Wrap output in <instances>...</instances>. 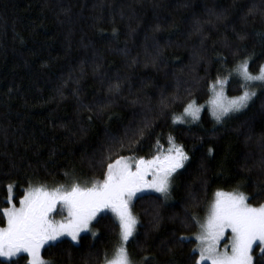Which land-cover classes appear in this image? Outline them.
<instances>
[{"label": "trees", "instance_id": "16d2710c", "mask_svg": "<svg viewBox=\"0 0 264 264\" xmlns=\"http://www.w3.org/2000/svg\"><path fill=\"white\" fill-rule=\"evenodd\" d=\"M245 61L253 75L264 64V0H0V209L10 186L17 206L31 187L91 185L109 163L153 158L172 140L188 160L167 200L134 199L126 250L133 264H196L192 217L204 218L216 192L264 202V87L220 122L206 107L218 80L228 98L243 93ZM193 102L199 118L175 124ZM91 229L42 258L103 264L120 227L104 213Z\"/></svg>", "mask_w": 264, "mask_h": 264}, {"label": "snow or ice", "instance_id": "6c2138e0", "mask_svg": "<svg viewBox=\"0 0 264 264\" xmlns=\"http://www.w3.org/2000/svg\"><path fill=\"white\" fill-rule=\"evenodd\" d=\"M238 75L245 90L231 99H227L223 92L225 82L218 81L221 91L211 102L212 115L217 122L248 106L256 95L254 90H248L250 84L259 82L256 86L264 87V67L258 75H253L245 61L238 66ZM193 104L190 103L184 111L196 120L200 108H194ZM187 159L178 146L169 147L168 154L163 157L140 158L134 166L121 157L107 165L102 182L82 186L73 181L68 186L61 185L51 190L44 185L31 187L19 200V207L14 203L10 186L9 206L0 209V223H6L5 227H0V258L13 262L14 258L25 253L29 264H45L41 249L46 244L63 236L78 241L80 233L89 231L92 221L100 213L111 211L121 229L120 244L113 258L105 256V264H131L125 245L136 224L130 211L132 198L147 186L167 200L171 177ZM148 176H151V181L146 179ZM58 205L62 216L59 221L53 217ZM192 219L199 228L195 237L198 248L193 250L198 252L196 264H254V246L264 256V204L252 206L243 193L217 192L205 220Z\"/></svg>", "mask_w": 264, "mask_h": 264}, {"label": "rangeland", "instance_id": "374dc122", "mask_svg": "<svg viewBox=\"0 0 264 264\" xmlns=\"http://www.w3.org/2000/svg\"><path fill=\"white\" fill-rule=\"evenodd\" d=\"M262 67H264V64H263V66ZM237 74H238V70H237ZM259 74V73H258ZM257 74V75H258ZM241 78V77H240ZM218 81H223V80H218ZM218 81H216V82H214L213 83V85H212V87H211V96H210V99H209V101L207 102V104H206V107H208V110H209V112H210V114H211V116L213 117V115H212V101L213 100H215L216 99V94L218 93V92H220L221 91V86H220V84L218 83ZM259 82H254L253 84H250V86H249V88H248V90L249 91H252L251 89H250V87L251 86H253V85H257ZM224 86H225V84H224ZM223 92H224V94H225V91H224V87H223ZM225 97L227 98V99H231V98H228L227 96H226V94H225ZM193 107L195 108V107H198V106H196V105H193ZM198 108H200V107H198ZM201 110V109H200ZM200 113V112H199ZM199 113H198V115H199ZM232 114V113H231ZM214 118V117H213ZM224 118V117H223ZM215 119V118H214ZM176 122H174L175 124H182V123H190V122H194L195 120H193L192 119V117L191 116H189L188 114H186L185 113V111L183 112V114L182 115H180V116H178V117H176L175 119H174ZM186 123V124H187ZM172 146H178V147H180L179 145H177L176 143H174L172 140H171V144H170V140H169V145H168V147L166 148V149H163V150H161L157 155H160L161 157H163V156H165V155H167L168 154V149H169V147H172ZM184 152V151H183ZM185 153V152H184ZM186 154V153H185ZM186 156H187V154H186ZM188 157V156H187ZM120 159V158H119ZM127 161H129V162H132L133 163V166H134V162L136 161V160H138L137 158H131V157H126L125 158ZM150 159H152V158H150ZM150 159H145V160H150ZM118 160V159H117ZM188 160V159H187ZM187 160H185L184 161V165H185V163L187 162ZM116 161V160H115ZM115 161L113 162V163H115ZM184 167V166H183ZM182 167V168H183ZM182 168H178L174 173H173V175H175L179 170H181ZM172 175V176H173ZM172 178V177H171ZM146 179L148 180V181H151V176H148V177H146ZM103 181V180H102ZM101 181V182H102ZM83 186V185H82ZM87 186H91V185H87ZM36 187V186H35ZM30 189V188H29ZM29 189H27L26 191H28ZM47 189H49V188H47ZM53 189V188H52ZM49 190H51V189H49ZM218 192H222V193H240V192H236V191H232V192H224V191H218ZM146 193H153V194H158V195H160L159 193H157V192H155L154 190H152L151 188H149V187H145L144 188V190L143 191H141V192H138L133 198H132V200H131V202H130V211H131V205H132V203H133V201H134V199L137 197V196H139V195H141V194H146ZM217 193V192H216ZM215 193V194H216ZM215 194H214V196H213V199H212V201H211V203L209 204V206H208V208H207V211H206V214H205V216H204V218L202 219V220H200V221H203V220H205V218H206V216H207V212H208V209H209V207H210V205L214 202V200H215ZM8 197H9V195H8ZM8 200V199H7ZM262 204H264V202L262 203ZM9 206V205H8ZM260 206V205H259ZM17 207H19V204L17 205ZM258 207V206H257ZM104 213H107V214H110L111 216H113L114 217V219L117 221V223H118V225H119V222H118V220H117V218L115 217V215L111 212V211H105V212H102V213H100L98 216H100L101 214H104ZM131 214H132V212H131ZM65 215H66V213H65ZM98 216L96 217V218H98ZM132 216L135 218V216L132 214ZM53 217L56 219V220H61L62 219V216L59 214V205L57 206V212H55V213H53ZM135 220H136V218H135ZM95 220H93L92 221V223L94 222ZM92 223H91V225H92ZM91 225L89 226V231H86V232H81L80 233V236L81 235H83V234H86V233H91L92 232V229H91ZM6 226V223H5V225L3 226V227H5ZM136 226H137V220H136V224H135V228H134V232H133V235H134V233H135V231H136ZM120 232H121V229H120ZM198 232H199V228H198V231H197V233L195 234V235H193L192 236V238L195 240V242H196V245H195V249H197L198 248V242L196 241V239H195V237H196V235L198 234ZM132 235V236H133ZM79 236V237H80ZM132 236L129 238V240L132 238ZM61 239H68V240H70V241H72V242H74V243H77L78 241H73L72 239H71V237H68V236H63V237H61L59 240H61ZM59 240H57V241H59ZM78 240H79V238H78ZM57 241H55V242H57ZM55 242H52V243H55ZM49 244H51V243H49ZM46 245H48V244H46ZM45 245V246H46ZM44 246V247H45ZM125 247H126V245H125ZM256 246H254V248H255ZM258 248V247H257ZM43 249V248H42ZM42 249H41V251H42ZM258 250H259V248H258ZM260 251V250H259ZM22 254H24V255H26L27 256V254H25V253H22ZM115 254H116V251H115V253L113 254V256H111V258H113L114 256H115ZM21 255V254H20ZM197 255H198V252H197ZM42 257V256H41ZM111 258H109V259H111ZM0 259H2V260H5L4 258H0ZM43 259V258H42ZM197 259H198V256H197ZM44 260V259H43ZM45 261V264H49V262L48 261H46V260H44ZM28 264H29V260H28ZM103 264H105V262L103 263ZM131 264H133L132 262H131Z\"/></svg>", "mask_w": 264, "mask_h": 264}]
</instances>
